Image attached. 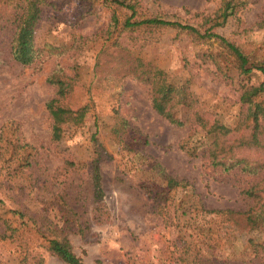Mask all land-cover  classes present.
Listing matches in <instances>:
<instances>
[{
    "label": "rangeland",
    "instance_id": "obj_1",
    "mask_svg": "<svg viewBox=\"0 0 264 264\" xmlns=\"http://www.w3.org/2000/svg\"><path fill=\"white\" fill-rule=\"evenodd\" d=\"M10 1L18 0H0V264H65L48 250L53 238L67 239L83 264H264V149L237 147L247 134L239 89L264 86L262 73H241L213 39L126 29L131 13L101 0H45L34 36L41 55L23 66L11 54ZM237 1L211 32L237 46L248 66L264 63V0ZM127 4L132 21L160 17L201 35L223 8V0ZM54 72L72 79L62 104L86 110L81 123L63 125L59 141L46 110ZM185 83L196 103L172 106L177 126L152 108L151 95ZM254 101L264 107V92ZM195 112L232 131L231 163L245 158L255 174L210 163L214 135L192 123ZM119 119L129 126L122 135ZM252 188L255 196L245 194Z\"/></svg>",
    "mask_w": 264,
    "mask_h": 264
},
{
    "label": "trees",
    "instance_id": "obj_2",
    "mask_svg": "<svg viewBox=\"0 0 264 264\" xmlns=\"http://www.w3.org/2000/svg\"><path fill=\"white\" fill-rule=\"evenodd\" d=\"M83 1H98V0H83ZM106 6H116L127 9L131 14L124 21V28H147V27H171L182 31H187L201 38L215 40L227 53L233 57L240 72L250 74L253 70L259 71L264 76V63L248 66V58L241 50L227 41L211 32L214 27H220L225 24L227 19L234 15L237 0H223V8L218 15V19L212 27L207 29L202 35L200 32L189 25L167 21L160 17L135 18L134 6L127 4V0H101ZM45 0H18L7 3V22L14 25L13 36L11 40V54L13 60L23 66H32L39 59L41 51L35 48L34 36L37 24L40 20V6L45 4ZM112 22L117 23L116 17L112 16ZM71 78L62 76L58 72H54L48 78V83L54 87V97L46 103V110L51 119V138L53 141H59L62 136V128L66 123L79 124L83 121L86 110L85 108L73 110L69 106L62 104L71 91ZM188 83L177 88L165 85H159L151 95L152 108L171 124L182 126L180 121H177L172 113L171 108L174 105H182L189 109H193L196 103L195 96L190 92ZM239 93V101L244 107L242 113V131H247L245 136H242L237 141L240 143L238 148L245 149L260 148L264 149V107L255 102L254 99L264 92V86L261 84L258 87L241 86ZM120 132L117 135H122L129 127L123 120L119 119ZM192 123L208 133L214 135V142L210 145L207 157L210 163L216 167H222L224 170L230 171L238 168L246 173L255 174L251 165L245 158H233L231 163L230 154L233 146H228L230 141L225 139L232 134V131L218 122L217 119H207L201 112L192 114ZM99 148V145H96ZM91 179L93 187V197L97 203L101 202L103 197L101 187V176L99 171V158H95L91 162ZM169 187L177 186L179 182L172 179L167 181ZM246 191L245 194L255 196L254 189ZM20 218L25 215L21 212H15ZM48 250L59 258L65 264H83L82 260L77 257L71 250L70 243L65 238L50 239ZM37 264H41L40 262Z\"/></svg>",
    "mask_w": 264,
    "mask_h": 264
}]
</instances>
